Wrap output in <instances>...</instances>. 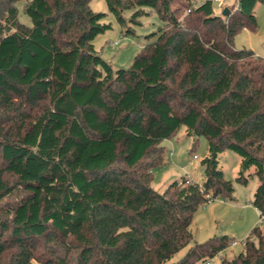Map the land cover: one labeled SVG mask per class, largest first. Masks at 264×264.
<instances>
[{"label":"trees","instance_id":"trees-1","mask_svg":"<svg viewBox=\"0 0 264 264\" xmlns=\"http://www.w3.org/2000/svg\"><path fill=\"white\" fill-rule=\"evenodd\" d=\"M0 0V264H201L234 239L195 241L194 213L257 177L264 217V57L238 48L256 5L227 14L212 0H106L125 33L155 13L163 25L128 67L94 45L106 12L91 0ZM131 24V25H130ZM205 136L202 182L153 186L165 140ZM240 156L235 179L220 154ZM219 264H264V226Z\"/></svg>","mask_w":264,"mask_h":264},{"label":"rangeland","instance_id":"rangeland-1","mask_svg":"<svg viewBox=\"0 0 264 264\" xmlns=\"http://www.w3.org/2000/svg\"><path fill=\"white\" fill-rule=\"evenodd\" d=\"M27 1L29 0H20L18 3L20 20L31 24L30 17L23 11ZM236 3L237 0H219L214 1L213 5L214 10L222 14L225 8L231 9L235 7ZM90 4L95 11L106 12L103 21L109 23L110 27L96 36L94 45L102 57L115 68L128 67L134 55L148 42V35L163 25L159 16L151 13L141 16L140 24L132 25L133 33H125L127 26H122L118 22L115 15L110 12L106 0H91ZM254 13L258 21L257 29L255 31L241 30L236 34L234 42L238 48H251L258 55L264 57V4L259 2ZM164 145L166 146V163L154 170L153 186L155 189L164 191L171 182L182 176H187L189 180L202 181L204 169L202 159L208 152V141L205 136H187L185 126L182 125L172 139L164 141ZM172 148L173 151L171 150L169 154V150ZM219 160L225 176L235 179L237 162L240 160L239 154L233 150H226L220 154ZM257 184V177L249 178L247 184L234 180L235 191L233 194L237 201L216 198L201 205L193 217L191 228L194 238L192 242L176 253L171 262L180 259L195 241L202 242L215 234H230L234 236L233 240L239 241L236 245L229 243L227 248L222 251L223 253L215 257V264H219L222 256L232 258L241 252L246 237L253 226L256 224L264 226V217L259 215L258 209L250 202Z\"/></svg>","mask_w":264,"mask_h":264},{"label":"built area","instance_id":"built-area-1","mask_svg":"<svg viewBox=\"0 0 264 264\" xmlns=\"http://www.w3.org/2000/svg\"><path fill=\"white\" fill-rule=\"evenodd\" d=\"M213 2L214 1H219V0H212ZM239 241H237V240H232V241H230V245H236L237 243H238ZM222 254L223 252H219L218 254ZM217 254V255H218ZM216 255V256H217ZM216 256H214V257H211V258H208V259H206L205 261H203L201 264H215V257ZM222 256V255H221ZM223 257V256H222Z\"/></svg>","mask_w":264,"mask_h":264},{"label":"crops","instance_id":"crops-1","mask_svg":"<svg viewBox=\"0 0 264 264\" xmlns=\"http://www.w3.org/2000/svg\"><path fill=\"white\" fill-rule=\"evenodd\" d=\"M173 145V144H172ZM171 150L173 151V148L172 149H170L169 150V154L171 153ZM225 152V151H224ZM223 153V152H222ZM173 154H174V152H173ZM172 154V155H173ZM172 155H170V156H172ZM174 156V155H173ZM172 159H173V157H171ZM166 163V162H165ZM239 163H240V160L237 162V166H236V171H238V168H239ZM203 177H204V175H203ZM203 180V179H202ZM202 182V181H201ZM255 189V188H254ZM254 191V190H253ZM253 194V193H252ZM252 199V198H251ZM251 199H250V202H251ZM235 201H237V199L235 200ZM253 205V204H252ZM254 206V205H253ZM259 211V210H258ZM260 215V214H259ZM257 225V224H256ZM216 235V234H215ZM223 235V234H222ZM227 235H229V236H233V235H230V234H227ZM219 236V235H218ZM212 237V236H211ZM234 237V236H233ZM210 238V237H209Z\"/></svg>","mask_w":264,"mask_h":264},{"label":"water","instance_id":"water-1","mask_svg":"<svg viewBox=\"0 0 264 264\" xmlns=\"http://www.w3.org/2000/svg\"><path fill=\"white\" fill-rule=\"evenodd\" d=\"M228 11H229V8H225L224 11H223V14H224V15L227 14Z\"/></svg>","mask_w":264,"mask_h":264}]
</instances>
